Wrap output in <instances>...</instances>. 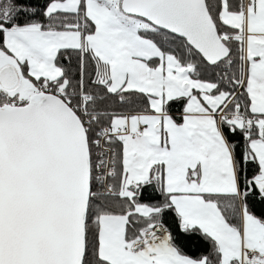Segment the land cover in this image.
<instances>
[{
    "label": "snow or ice",
    "instance_id": "6c2138e0",
    "mask_svg": "<svg viewBox=\"0 0 264 264\" xmlns=\"http://www.w3.org/2000/svg\"><path fill=\"white\" fill-rule=\"evenodd\" d=\"M0 264H264V0H0Z\"/></svg>",
    "mask_w": 264,
    "mask_h": 264
}]
</instances>
